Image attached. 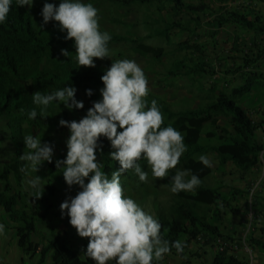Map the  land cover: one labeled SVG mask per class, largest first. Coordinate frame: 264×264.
<instances>
[{
  "label": "trees",
  "instance_id": "1",
  "mask_svg": "<svg viewBox=\"0 0 264 264\" xmlns=\"http://www.w3.org/2000/svg\"><path fill=\"white\" fill-rule=\"evenodd\" d=\"M135 1L147 5V14L142 20L148 30L145 37L133 31L139 26L136 23L115 18L111 21L133 27L130 32L135 36L129 38L126 35L110 34L112 38L109 45L121 41L133 42L136 46L132 47V52L152 57L153 63L161 65L168 76L186 79L193 86L207 67V63L195 61L200 53L204 56L203 51L206 54L208 52V46L196 42L200 38L198 31L204 29L203 26L206 28L207 38H217L227 26L235 25L238 31L230 37L235 48H242L241 51L245 54L249 43L247 39L251 41V46L256 45L248 30L257 28L255 32L260 34L264 43V24L257 27L256 22L249 19V13L244 11L247 7L242 6V9L237 6L239 9L236 10L220 5L221 2L232 0H201L198 5L193 0H113L114 3L127 6ZM34 11V7L21 8L16 0H12L7 20L0 24V124L9 131L10 141L15 148V156L11 161L0 164V208L15 231L19 249L30 260L36 259L35 264H96L84 255L89 240L79 243L77 233L52 226L59 218L52 200L58 191L57 184L60 187L67 186L55 161L66 158V141L70 137V130L61 127L59 121H79L86 116L93 102L102 99L100 89L104 85L101 76L110 67L105 65V60L99 59L95 60V68L80 67L75 54V41L65 39L67 33L60 31L57 22L51 21L45 25L42 16H36ZM185 35L187 37L182 40L175 38H183ZM153 37L162 38L170 49L139 42ZM226 43L227 41L224 42ZM61 49H66L70 53L69 57L63 56ZM261 50L264 52V48ZM243 61L235 69L236 72L254 63L249 54L244 56ZM244 80L240 87L231 90L224 88L215 95H204V89L200 87V96L196 97L200 102L198 107L186 105L175 108L152 95L147 97L149 106L152 100L157 101L164 117L163 126L171 125L184 135L188 150L183 154L178 168L191 169L202 180L195 192H171L167 198H160L157 194L158 187H169L171 178L155 179L146 161H141V166L149 173L148 183L141 182L134 171L121 176L125 195L133 198L147 213L159 220L162 235L170 241L181 240L186 244L182 255H178L175 248L170 255L183 258L185 251L200 235L215 242L223 238L217 225L222 220L217 202L225 201L236 191L228 196L223 193L222 187L212 186L214 170L200 163V155L212 154L221 172L225 171L229 163L243 172L257 169L259 164L264 166V145L257 138L258 125L249 114L253 105L260 103L252 93L255 88L262 91L264 76L248 72ZM66 86L77 89L76 99L84 103V109L70 110L57 101L49 106L47 119L39 116L38 108L37 118H28V113L36 108L32 100L33 93L39 91L50 94ZM89 89L93 91L91 97L86 94ZM263 98L264 95L259 100ZM220 118L226 119L227 126L218 124ZM26 135L38 136L42 143L54 145L53 162H45L38 173L32 174L46 181L44 195L40 200H34L30 195L26 188L27 177L19 171L23 164L19 157L26 150L23 139ZM98 143L102 146V151L97 149L98 161L104 164L102 170L110 178L112 172L119 169V162L111 160L110 153L114 149L107 138L101 137ZM63 150H66V154ZM46 218L50 219L48 223L45 222ZM41 226L44 229L41 230ZM46 228L50 230L49 236L43 234ZM262 230L264 232V228ZM170 255L161 264H167L165 260ZM212 264L244 263L238 256L220 251Z\"/></svg>",
  "mask_w": 264,
  "mask_h": 264
},
{
  "label": "clouds",
  "instance_id": "2",
  "mask_svg": "<svg viewBox=\"0 0 264 264\" xmlns=\"http://www.w3.org/2000/svg\"><path fill=\"white\" fill-rule=\"evenodd\" d=\"M16 3L21 8L27 6L31 9L34 0H16ZM220 4L223 6L225 3ZM11 9L12 0H0V24L6 22ZM41 16L45 25L51 21L57 22L60 31L67 33L65 39L75 41V54L80 67L95 68V60L110 59V45L116 46L123 43L121 41L109 45L112 37L107 31L100 29L98 9L91 3H84L83 0H60L58 7L54 3L45 2ZM233 45H235L234 42ZM247 47L251 50L252 46L248 43ZM247 47L246 54L252 56L254 63L238 72L235 69L231 72L236 78V75L245 69L250 68V70L244 71V78L242 77L243 80L239 86H234L236 81L229 79L230 81L225 84L220 82L222 89L231 90L240 87L244 84L245 75L248 72H256L264 76V72L258 65L264 52L260 50L255 58L253 57L255 53L252 50L249 52ZM235 50L243 51L242 48V51L238 48ZM242 53L245 54V52ZM61 54L65 57L70 55L66 49H61ZM127 57L128 55L125 57L117 54L111 67L105 70L104 75L101 76L104 85L100 89L102 99L93 102L86 116L79 121L64 119L59 121L61 127L70 130V137L66 141V158L57 159L55 165L62 171L69 188L79 186L81 189L75 197H69L62 202L60 210L62 217L67 215L70 218L69 223L76 229L79 237L89 240L84 255L96 264H161L165 257L171 254L173 248L178 255H182L186 244L181 240L170 241L162 235V225L159 220L147 213L133 198L125 195L121 176L134 171L141 182L148 183L149 173L141 166V161H146L155 179L171 178L170 191L173 194L195 192L201 186L202 180L191 169L178 168L183 154L188 150L184 135L171 125L163 126L164 117L157 101L152 100L149 106L147 97L151 89L148 77L134 60L126 59ZM217 59L222 58L217 56ZM205 60L207 59H204V63ZM105 65H107L106 62ZM205 70L200 79L206 75L208 80L211 74L210 71ZM211 77L213 82L207 85V94L215 95L218 92L214 90L217 83L214 81V75ZM262 91L259 93L253 91L252 95L256 96L257 101L264 95ZM76 93L77 89L71 86L63 87L50 94L39 91L33 93L32 100L36 108L28 113V118L35 120L38 108L39 116L47 119L49 106L57 101L70 110L84 109L85 105L76 99ZM86 94L91 97L93 91L86 90ZM198 100L199 98L196 100L197 104L200 103ZM258 102L260 103H256V108L250 110L249 114L258 125V130H261L264 126V116L261 117L264 115V98ZM253 113H256L254 117ZM256 115H259L257 116L260 117L259 120L255 119ZM260 122L263 124L261 125ZM101 137L110 141L114 149L110 153V158L119 162L120 165L118 170L112 172L110 178L102 170L104 164L99 162L97 157V149L102 151V146L98 143ZM23 139L26 150L19 157L23 162L19 171L25 177H29L27 186L31 189L30 195L34 200H40L44 195V179L32 174L38 173L45 162H53L54 145L42 143L38 136L33 135H26ZM199 161L204 167H213V162L207 155H200ZM259 166L264 169L263 164ZM173 170H175L174 174H171ZM236 196L237 191L231 199L238 198ZM221 202L230 205L227 201L219 200L217 206L220 210ZM220 222L217 223L218 227ZM4 232V225L0 224V235ZM211 243L216 253L234 252L225 235L216 242L207 236L200 235L191 246H204ZM191 246L188 249L189 252H191ZM27 258L29 260V257ZM166 260L165 263L170 264Z\"/></svg>",
  "mask_w": 264,
  "mask_h": 264
},
{
  "label": "rangeland",
  "instance_id": "3",
  "mask_svg": "<svg viewBox=\"0 0 264 264\" xmlns=\"http://www.w3.org/2000/svg\"><path fill=\"white\" fill-rule=\"evenodd\" d=\"M212 1V0H210ZM235 4L239 0H232ZM45 2L54 3L56 6H59L60 0H34V7L35 14L38 17H41V11L44 6ZM84 3H91L94 7H96L99 11V23H100V29L101 31H107L109 34H123L130 37H134V34H131L130 29L133 28L131 26H124L119 22H112L111 20L117 18L121 21L126 22H133L136 23L138 28L133 29L135 32H139V35L142 37H145L148 30H146L145 24L142 23L143 17L145 14H147V5L141 3L140 1H135L131 5H122L114 3L113 0H83ZM217 6V5H216ZM204 29H201L198 31V34L200 38L196 40V42H200L206 47L208 46V52L205 55H201L200 53L198 56L195 57V61H204V57H206L207 60H205V63H207L209 66L206 67L208 71H210L211 76L214 75L215 79L214 81L217 83L216 87H214L215 91H219V89H222V84H225L226 82H229L231 79L236 81L234 86H239L242 83V80L244 78V71L247 72L250 70V68L245 69L243 72H240L236 75V78L233 76V73L231 70L236 69L237 66L241 65L244 58V53L242 52H236L235 45H233L232 39L230 36L233 34L229 33L227 28H225L223 31L220 32V35L217 36V38H207L205 34V26H203ZM228 27V26H227ZM237 33V31H234ZM225 33L229 36L227 40V45L224 44L225 42V36L221 35ZM187 35H185L183 38H176V40H182ZM139 42H144L151 45H157V46H163L167 49H170L168 45L164 42V40L160 37H153L149 39H142ZM216 42V44H215ZM247 42H249V39H247ZM215 44V45H214ZM248 45V43H247ZM136 46L133 42H123L120 45L116 46H109L110 49V59H105V62L109 67H111L112 61H115V56L119 53H123L128 55L126 59L134 60L145 72L146 76L149 80V88L151 89L150 94L154 97H157L159 99L164 100L165 102L169 103L172 107L180 108L181 106L191 105L192 107H195L197 104L196 100L199 95V88L202 87L204 89V95L207 93V85L211 84L213 81L210 78L207 80L208 77L206 75L203 77V79H197V83L195 86L191 84V81H187L186 79L182 78H174L172 76H168L167 73L164 71L161 65L157 63H153L152 57H146V56H139L136 53L132 52V47ZM218 53V54H217ZM222 58V59H217ZM258 54H256L253 57H257ZM126 57V56H125ZM199 63V62H198ZM259 69H261L264 72V58L260 59L258 62ZM165 66H168V64H165ZM170 68L172 67V63L170 61L169 63ZM251 67V66H250ZM231 68V69H230ZM159 72V74H158ZM243 77V78H242ZM157 79H160L158 81ZM228 79L227 81H225ZM230 79V80H229ZM225 81V82H223ZM222 84H221V83ZM192 86L194 88H192ZM211 90V88L209 89ZM254 91L259 92L257 88L254 89ZM202 93V92H200ZM216 93V92H215ZM264 93V90L262 91ZM193 95V96H192ZM193 97V98H192ZM260 101V100H258ZM198 107V106H197ZM256 108V104L253 105L252 109ZM256 113H253V117ZM259 115L255 116L256 120H259L260 117H257ZM219 125L227 126L225 119L221 118L219 119ZM262 125L263 123L260 122ZM10 134L9 131L6 130L4 125L0 124V164L6 163L11 161V159L15 156V148L13 144L10 141L9 138ZM63 153L66 154V150H63ZM98 154V153H97ZM99 155V154H98ZM213 162V170L214 174L211 178V184L212 186H219L222 187L223 193L225 195L229 196V193L233 191H237L238 198L231 199L232 195L230 194V197L226 199L230 205H228L225 202H221L222 206H234L237 207V205H240L238 202H242L243 209L241 210V214L244 215L248 214L249 212V194L250 193H264V169L262 166H258V169H252L249 171H241L239 168L236 169V167L233 164H228L224 172H221L218 169V163L216 158L212 154L207 155ZM29 177H27V180ZM12 184L17 187L16 183L14 181H11ZM45 180L43 181V187H45ZM259 182V183H258ZM258 183V186H257ZM58 191L55 196V198L52 200L53 203L57 207V213L59 215V218H57L56 222L52 224L54 228H57L59 230H69L73 234H76L77 231L75 228H73L69 223V217L67 215H64L62 217L60 205L62 202H64L69 197H75V195L81 191L79 186H73L69 188V186L60 187L57 184ZM28 189V192L30 193L31 189L26 187ZM170 186H164L161 185L157 189V194L160 198H167L170 195ZM262 199V198H261ZM263 200V199H262ZM264 201V200H263ZM52 203V202H49ZM263 205L264 210V203H261ZM4 212L3 209L0 208V224L4 225L5 232L3 235H0V264H35L36 259L34 260H28V258L22 253V251L19 249L17 244V239L15 237V231L12 230L10 224H8V220L3 216ZM50 219L46 218L45 222H49ZM46 225V224H45ZM44 225V227H45ZM43 226L40 227V229H44ZM244 232V231H243ZM242 232V233H243ZM50 230L48 228L45 229L44 235L49 236ZM83 241H88L87 238H81L79 239V243H82ZM203 246L195 245L191 252L187 249L185 251V255L183 258L177 257V256H171L166 261L170 264H185L183 259H192L190 263L193 264H212L213 260L215 259L216 252L214 250H206L205 253L200 254L199 252L195 253V249H200ZM201 256V259H197L193 256Z\"/></svg>",
  "mask_w": 264,
  "mask_h": 264
},
{
  "label": "crops",
  "instance_id": "4",
  "mask_svg": "<svg viewBox=\"0 0 264 264\" xmlns=\"http://www.w3.org/2000/svg\"><path fill=\"white\" fill-rule=\"evenodd\" d=\"M200 1L201 0H193V2L195 3H199ZM206 1L210 2V0ZM233 3H225L223 4V6L228 8L231 5L233 7L232 9L236 10L239 9L237 8V6L247 7L246 9H244V11H247V14L249 13V19L253 22H256L257 27L261 23L264 24V0H239L237 4L234 3L233 5ZM255 29L248 30V32L249 35L253 38L254 43L257 45L252 46L251 50L254 53L256 52V54H258L260 50L264 48V43L261 40L262 37L260 36V34L255 32L257 31ZM227 30L229 32H234L238 31V28L235 25H229L227 27ZM221 35L226 34L223 33ZM224 38L226 39L225 41H227L229 36L226 35ZM250 42L251 41H249V44ZM262 116L264 115H261V117ZM257 137L259 142L264 145V126L261 128V130H258ZM249 198V201H247L250 206L248 207V214L239 215L241 214L240 212L243 209L242 202H238L240 204L237 205L238 208L232 206H221L222 220L219 223V227L222 231V234L225 235L226 239L231 244L230 247L234 249V252L231 253L238 256L244 264H264V232L262 230L264 228V210H262L263 205H261V203H264V193H250ZM192 248H194V246H191V250ZM208 249L214 250L216 252V249L213 248L211 243L210 245H204L200 249H195L194 254H196L197 252H199L200 254L205 253ZM193 257H196L197 259L202 258L201 256L198 257L196 255ZM191 260L192 259L188 258L183 259L185 264H193L190 263Z\"/></svg>",
  "mask_w": 264,
  "mask_h": 264
},
{
  "label": "bare ground",
  "instance_id": "5",
  "mask_svg": "<svg viewBox=\"0 0 264 264\" xmlns=\"http://www.w3.org/2000/svg\"><path fill=\"white\" fill-rule=\"evenodd\" d=\"M170 15V14H169ZM220 90V89H219ZM263 153V152H262Z\"/></svg>",
  "mask_w": 264,
  "mask_h": 264
}]
</instances>
